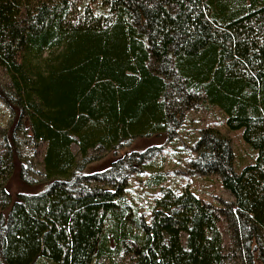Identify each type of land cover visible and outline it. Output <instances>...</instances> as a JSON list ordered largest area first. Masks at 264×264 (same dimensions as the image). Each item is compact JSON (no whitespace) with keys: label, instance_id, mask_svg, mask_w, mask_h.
Masks as SVG:
<instances>
[{"label":"trees","instance_id":"trees-1","mask_svg":"<svg viewBox=\"0 0 264 264\" xmlns=\"http://www.w3.org/2000/svg\"><path fill=\"white\" fill-rule=\"evenodd\" d=\"M0 100L15 116L0 127V264H264V0H0ZM200 108L220 119L186 171L231 200L167 184L156 145L87 170L139 137L172 142ZM14 161L45 183L11 200ZM132 174L156 190L147 209Z\"/></svg>","mask_w":264,"mask_h":264},{"label":"rangeland","instance_id":"rangeland-1","mask_svg":"<svg viewBox=\"0 0 264 264\" xmlns=\"http://www.w3.org/2000/svg\"><path fill=\"white\" fill-rule=\"evenodd\" d=\"M9 109L0 100V127L10 128V125L15 120L12 117V122L8 124ZM213 119H220L219 112L214 108H200L197 110L189 109L186 111L180 129L172 142H166L163 134L153 135L149 137L136 138L128 147L120 149L115 152H108L98 161L92 162L87 170H99L104 168L106 164L112 160L116 155L120 156L124 152L130 150H141L150 145L158 146L157 152L165 160L163 169L166 171L168 179L167 184L172 185L178 189L182 183H187L189 187L198 195L207 199H224L231 200V195L221 186H219L218 179L215 176H193L185 168V159L188 156H193L194 151L192 143L198 135L200 127L206 125ZM231 137L232 148L234 150V163L237 160L238 165H241L251 158V150L239 138V132H229ZM15 163V172H12L10 177L6 180L5 187L10 193L11 200L14 199L15 193L18 191H34L43 186L45 182L38 181L34 184L23 183L18 176V162ZM34 166L38 168L35 163ZM238 170V168L236 169ZM29 175L36 177V172H29ZM144 176H137L132 174L129 180V194L134 200L140 204V208L147 209L148 201L151 199L156 190L147 189L142 182Z\"/></svg>","mask_w":264,"mask_h":264}]
</instances>
